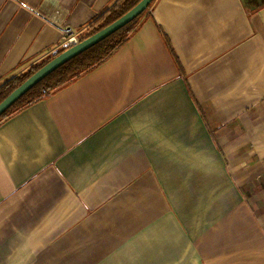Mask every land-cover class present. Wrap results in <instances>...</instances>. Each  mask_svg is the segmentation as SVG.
<instances>
[{
	"label": "crops",
	"instance_id": "crops-1",
	"mask_svg": "<svg viewBox=\"0 0 264 264\" xmlns=\"http://www.w3.org/2000/svg\"><path fill=\"white\" fill-rule=\"evenodd\" d=\"M116 2L0 0V87ZM0 264H264V0H154L3 120Z\"/></svg>",
	"mask_w": 264,
	"mask_h": 264
},
{
	"label": "trees",
	"instance_id": "trees-1",
	"mask_svg": "<svg viewBox=\"0 0 264 264\" xmlns=\"http://www.w3.org/2000/svg\"><path fill=\"white\" fill-rule=\"evenodd\" d=\"M139 1L140 0H117L113 7L102 13L88 27L84 33V36L88 37L106 27L132 9ZM149 7L133 21L114 32L104 40L100 41L96 45L75 56L41 80L0 116V123L18 110L44 98L51 91L73 81L82 73L101 64L106 59L111 57L130 38L132 32L136 29L139 20L148 11ZM66 48L67 47H64L56 51L51 57H48L42 62L31 66L25 72L6 82L2 87H0V102L32 74H34L48 61L57 56Z\"/></svg>",
	"mask_w": 264,
	"mask_h": 264
},
{
	"label": "water",
	"instance_id": "water-1",
	"mask_svg": "<svg viewBox=\"0 0 264 264\" xmlns=\"http://www.w3.org/2000/svg\"><path fill=\"white\" fill-rule=\"evenodd\" d=\"M153 1L154 0H140L132 9L119 17L117 20L113 21L96 33L88 37H83L78 42H74L73 45L67 47L57 56L48 61L0 102V116L41 80L75 56L96 45L133 21L136 17L143 13Z\"/></svg>",
	"mask_w": 264,
	"mask_h": 264
},
{
	"label": "built area",
	"instance_id": "built-area-1",
	"mask_svg": "<svg viewBox=\"0 0 264 264\" xmlns=\"http://www.w3.org/2000/svg\"><path fill=\"white\" fill-rule=\"evenodd\" d=\"M65 47H69L74 44V42H78L81 40V37L78 33H68L65 35Z\"/></svg>",
	"mask_w": 264,
	"mask_h": 264
}]
</instances>
